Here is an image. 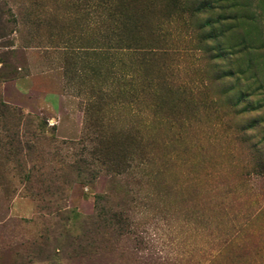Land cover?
<instances>
[{"label":"rangeland","instance_id":"1","mask_svg":"<svg viewBox=\"0 0 264 264\" xmlns=\"http://www.w3.org/2000/svg\"><path fill=\"white\" fill-rule=\"evenodd\" d=\"M0 264H264V0H0Z\"/></svg>","mask_w":264,"mask_h":264}]
</instances>
